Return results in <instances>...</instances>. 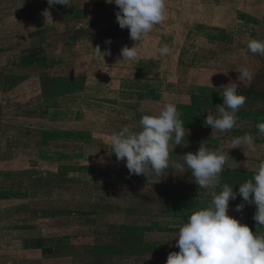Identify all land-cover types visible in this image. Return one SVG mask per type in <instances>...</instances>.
Masks as SVG:
<instances>
[{
  "label": "rangeland",
  "instance_id": "374dc122",
  "mask_svg": "<svg viewBox=\"0 0 264 264\" xmlns=\"http://www.w3.org/2000/svg\"><path fill=\"white\" fill-rule=\"evenodd\" d=\"M66 8L65 16L71 20L70 52L74 56L66 62L72 66L70 78L64 72L59 75L69 78L67 82L71 86L60 90L55 98L63 99L79 92L83 96L71 98L65 123L39 118L37 125L40 166L36 179H44L39 190L51 194L47 200L40 199L38 206L49 207L55 214L24 215L22 225L0 234V245L6 241V252L15 250L16 254L30 256V252L23 253L20 239L40 236L58 242L59 237H66L90 246L107 244L96 248L97 253L107 254L112 251L111 245H116L107 238L104 228L119 224L124 230L119 234L145 232L144 243L159 240V244H167L156 253L159 260L166 261L170 252L167 249H172L169 245H176L180 223L190 212L207 206L210 193L222 189L221 177L215 188L201 189L192 180L190 170L175 175L174 162H182V155L195 153L199 146L177 152L175 147L171 152L170 147L169 171L159 181L155 175H130L125 162L117 161L111 153L109 137L124 126L138 131L142 115L156 113L164 104L173 103L190 131L191 142L196 137L208 138L205 143L210 148L228 155L225 168L247 171L255 165L249 162L255 156L264 161V136L256 127L264 122V56L247 49L249 38L264 40V0H167L165 21L156 25L140 43L130 39L127 28L119 27L115 19L118 8L114 4L105 0H70ZM58 11L55 9L54 13ZM58 16L52 17L57 24L51 28L55 35L68 26ZM109 37L111 43H105ZM165 44L172 53L160 57L157 49ZM97 45L102 52L107 49L110 54L103 59L96 56L93 48ZM134 45L138 59H123L121 48ZM62 48L58 44L54 53L61 55ZM241 66L248 67L253 74L244 85L237 79L240 75L237 69ZM226 71L227 75L223 73ZM79 77H86V81ZM230 82L238 84L239 94L247 100L236 114L237 126L230 132H216L210 138L212 129L204 123L205 117L208 113L217 115L215 106L223 103L222 86ZM50 98L38 104L40 117L46 112L45 107L50 108ZM85 127L89 131L82 129ZM63 129L68 130L65 139H62ZM246 133L254 137L256 152L246 145L229 149L234 137ZM61 150L71 153L72 160H51ZM139 193L140 199L136 198ZM163 194L165 198H161ZM17 197L6 201L21 203L18 206L27 213L31 206L23 198L26 191L22 190ZM97 201L98 208L86 212L85 209L91 208L90 203L94 205ZM241 203L244 207L237 212L235 206ZM63 208L70 213H63ZM255 210V205L237 198L229 201L228 215L247 224L253 233H264V228L253 220ZM66 216L69 219H64ZM144 255L153 257L150 252Z\"/></svg>",
  "mask_w": 264,
  "mask_h": 264
},
{
  "label": "crops",
  "instance_id": "0c3cea01",
  "mask_svg": "<svg viewBox=\"0 0 264 264\" xmlns=\"http://www.w3.org/2000/svg\"><path fill=\"white\" fill-rule=\"evenodd\" d=\"M66 7L59 4L49 6L47 0H0V234L10 227L13 229L15 226L22 225L20 223L24 221V215L37 217V215L51 216L55 214V211L49 207L38 206L40 199L47 200L51 194L41 192L39 185L44 183V179H36L40 166L39 129L37 125L39 118L65 123L69 118L70 111L67 110L70 107L69 101L72 97L75 99L83 96V93L79 92L78 94L70 93L63 99L55 98L60 94V90L71 86L67 80L70 78L69 68L72 66H68L66 62L68 63L69 58L72 60L74 54L70 52L71 20L67 15L65 16V13L68 12ZM55 9H58L57 13L62 16L60 20L68 25L65 30L56 35L51 30L57 25L52 18L58 15L54 13ZM45 10H48L49 16L47 13L43 15ZM58 44L64 46L61 55L54 53ZM59 72L68 74L69 78L60 77ZM79 80L84 82L86 77H79ZM48 97H51L48 101L50 108L45 107L46 112L40 117L37 106L41 102H45ZM57 103L61 106H58ZM239 119H243L242 115ZM82 129L89 131L86 127ZM66 131L68 130H62V139H65ZM239 131L241 132V130ZM190 136V134L187 135V146L177 145L174 150L177 152V150L182 151L185 147L197 148L201 141L208 140V138L205 140L196 137V141L191 142ZM71 155V153L61 150L60 154L53 155L51 160H57V162H60L59 160L70 161L72 160ZM60 156L61 159H58ZM256 157L258 156H255L254 161H249L255 165L249 166L247 171L242 170V168H238L239 171L236 168H225L222 172L224 174H219L220 180H222L220 182L223 185L232 186L233 189H238V184L244 183L254 175V170L257 169L259 161H261L257 160ZM22 190L26 191V197L23 198H27L28 204L31 206L27 213L18 206L22 205L21 203L6 201L18 199L17 195H21ZM64 194L62 193L63 198ZM8 195H12L11 198H8ZM164 195H160L161 198H165ZM136 196L138 199L141 198L140 193ZM237 199L242 200L239 196ZM146 204L148 205V203ZM62 212L70 213V210L63 208ZM81 214L79 213V215ZM64 219L69 218L66 216ZM35 230L40 231L38 227ZM118 231H124L123 226L119 227ZM122 234L127 237L131 236L132 240L128 238L126 247L128 251L134 250L132 253H126L128 256L123 259L122 264H165L164 260H159L160 258L156 257V253L161 252L162 247L167 244H159V240L144 243L142 239L145 237V232L144 234L122 232ZM59 238L62 240L58 242L52 238H40V236L20 239V246L24 247L23 253L30 252V256L16 254L15 250L6 252L7 243L5 241L3 245H0V264H59L57 263L59 261L60 264L91 263L85 252L86 247H88L87 243L74 242L66 237ZM105 245L93 246V253L98 259V263L119 264L118 260L115 261V257H113L115 255L113 244L111 245V253L96 252L97 247L102 248ZM169 246L172 248L167 249L170 252L178 249L176 245ZM11 248L14 249L13 246ZM145 252L152 253L153 257H145Z\"/></svg>",
  "mask_w": 264,
  "mask_h": 264
},
{
  "label": "clouds",
  "instance_id": "9594fccd",
  "mask_svg": "<svg viewBox=\"0 0 264 264\" xmlns=\"http://www.w3.org/2000/svg\"><path fill=\"white\" fill-rule=\"evenodd\" d=\"M117 6L115 19L121 29H128L133 41H142L153 28L165 21L167 0H105ZM49 6H70V0H47ZM48 10L43 12V15ZM105 43H111L106 40ZM94 49L96 56L109 55V50L101 51L99 45ZM247 49L252 54L264 56V40L249 38ZM160 57L172 53L168 45L157 49ZM123 59L135 61L139 53L137 45L121 48ZM122 59V60H123ZM238 80L244 85L251 81L252 71L241 66ZM225 75L228 72H223ZM214 74V73H213ZM212 74V75H213ZM220 94L223 103L216 105L217 115L208 113L204 123L216 132H230L237 126V112L245 104L247 97L239 94L238 84L230 82L222 86ZM264 136V122L256 125ZM190 134L185 127L181 113L173 103H166L156 113L144 114L139 120V130L131 131L127 126L112 133L109 137L111 153L117 161H124L130 175H155L166 177L170 167L171 151L177 145L187 146L186 136ZM184 142V143H182ZM231 147L246 145L255 151L254 137L251 134L236 136ZM228 155L210 148L201 141L195 153L182 155V162H174L177 176L190 170L192 180L201 189L215 188L219 183V174L224 172ZM168 170V171H166ZM156 182V181H155ZM237 191L224 184L219 192L210 193L211 200L206 207L198 208L187 215L179 225L175 236L179 251L169 252L165 264H264V233H253L247 224L228 215L229 201L237 196L248 204L255 205L253 220L264 228V161H261L251 179L238 184ZM244 204H237L235 210L241 212Z\"/></svg>",
  "mask_w": 264,
  "mask_h": 264
},
{
  "label": "trees",
  "instance_id": "16d2710c",
  "mask_svg": "<svg viewBox=\"0 0 264 264\" xmlns=\"http://www.w3.org/2000/svg\"><path fill=\"white\" fill-rule=\"evenodd\" d=\"M96 201V200H95ZM84 205H86V203H83ZM90 206H91V208L90 209H85L86 210V212H88V211H90V213L92 212V210L91 209H97L98 208V201H97V203H94V205H92L91 203H90ZM155 206V205H154ZM79 211H81V210H79ZM79 213H82V212H79ZM83 214V213H82ZM119 224L117 225V224H113V225H111L110 226V228H104V232L105 233H107L106 234V236H107V238H111V240H113L114 242H115V245L116 246H114V248H116V250H114L113 252L114 253H116L113 257H115L114 258V260L115 261H117L118 260V263L119 264H122L123 262V259H125L126 258V256H128V255H125V253H127V252H131V251H128V248L126 247L127 245L126 244H128V238L130 239V240H132V238H131V236L129 237H127L126 235H123L122 233L121 234H119V232L120 231H118L119 230ZM118 236V237H117ZM115 238V239H114ZM58 240H62V238H60V239H58ZM110 240V239H109ZM117 240V241H116ZM134 251V250H133ZM132 251V252H133ZM85 252H86V255H87V258H88V260H90V264H99L98 263V259H96V256L94 255V253H93V246L92 247H90L89 245H88V247H86V249H85ZM131 252V253H132ZM113 253V254H114ZM140 254H142V252H140ZM117 259V260H116ZM95 260V261H94Z\"/></svg>",
  "mask_w": 264,
  "mask_h": 264
}]
</instances>
